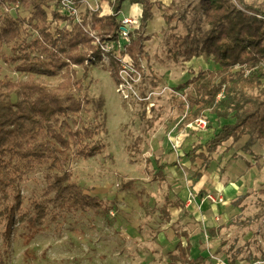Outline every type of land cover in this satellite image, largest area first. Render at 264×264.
Listing matches in <instances>:
<instances>
[{
  "label": "trees",
  "instance_id": "1",
  "mask_svg": "<svg viewBox=\"0 0 264 264\" xmlns=\"http://www.w3.org/2000/svg\"><path fill=\"white\" fill-rule=\"evenodd\" d=\"M101 1L109 2L112 13L85 8L74 16L60 11L63 0H0V61L14 64L25 76L3 75L0 65V243L6 249L24 223L40 229L50 217L63 213L110 212L111 204L87 193L71 170L74 161L95 157L106 146L101 138L106 132L104 101L89 97L84 82L94 65L104 60L111 63L118 81L126 58L134 73L141 71L146 43L152 39L146 29L155 7L163 10L168 26V58L186 63L204 56L216 66L199 70L177 87L193 89L182 106L191 110L184 120H206V112L218 120H234L206 143L195 144L184 158H199L207 169L210 156L230 141L236 144L247 137L241 150L250 155L252 148L264 143V5L198 0L188 17L189 10L176 0L168 6L160 0H130L141 5L142 14L139 27L129 30L125 41L119 15L126 0ZM75 3L83 5L82 0ZM51 4L55 9L49 12ZM178 24L183 31L177 32ZM98 26L104 28L102 33L95 31ZM48 78L59 82L52 84ZM92 111L93 126L83 119V113ZM168 167L158 166L161 184L167 180ZM37 174L43 175L45 188L28 199L25 208L22 183ZM166 206L168 212L184 203L167 199ZM205 232L210 238L216 235L215 228ZM186 240V247L178 244V251L170 255L171 263L207 264L210 256L190 257L191 243Z\"/></svg>",
  "mask_w": 264,
  "mask_h": 264
},
{
  "label": "rangeland",
  "instance_id": "2",
  "mask_svg": "<svg viewBox=\"0 0 264 264\" xmlns=\"http://www.w3.org/2000/svg\"><path fill=\"white\" fill-rule=\"evenodd\" d=\"M160 1L168 6L172 0ZM197 1L176 0V4L189 10L186 13L191 17L190 6ZM249 2L264 5V0ZM97 4L102 14L107 7L111 9L109 2ZM54 9L51 4L48 11ZM21 13L28 11L23 8ZM162 15L163 10L155 7L146 29L152 39L146 43L141 71L134 73L126 58L127 71L122 75L129 85L121 86L108 60L94 65L84 82L89 97L104 101L106 132L101 138L106 146L95 157L74 161L71 170L87 193L111 204L110 212L63 213L57 219L50 217L40 229L24 223L9 249L0 243V264H172L170 255L178 251V244L187 246L186 238L191 243L190 257L210 256L208 264H264V143L252 148L254 155L247 154L248 163L236 153L227 157L229 149L231 153L239 151L245 137L236 144L226 143L212 154L207 169L199 158L184 159L178 167L165 170V183L156 178L159 164L178 160V155L191 151L196 143H206L223 123L208 112L204 128L184 120L191 110L182 106L193 89L177 87L199 70L216 66L204 56L186 63L168 58V26ZM140 19L128 23V30L137 29ZM103 30L101 26L95 29L97 33ZM183 30L178 24L177 32ZM0 65L3 75L25 77L14 64L0 61ZM82 74L79 70L78 76ZM48 79L52 84L59 82L58 78ZM83 119L86 124H96L93 111L83 113ZM229 122L233 119L224 124ZM183 133L191 136L184 151L176 142ZM205 174L208 178L201 184ZM231 187L235 191L226 198L224 192ZM44 188L42 174L26 179L22 183L24 207ZM208 195L223 196L225 202L211 205ZM167 199H184L185 203L192 199L193 203L189 208L171 206L165 212ZM208 204L215 209L213 217L208 215L211 225H222L212 238L203 223L205 212L210 210Z\"/></svg>",
  "mask_w": 264,
  "mask_h": 264
},
{
  "label": "crops",
  "instance_id": "3",
  "mask_svg": "<svg viewBox=\"0 0 264 264\" xmlns=\"http://www.w3.org/2000/svg\"><path fill=\"white\" fill-rule=\"evenodd\" d=\"M127 2L129 3V4H131V2H130V0H127ZM85 8H81V11L82 10H84ZM109 12L110 13H112V10L109 8ZM110 13H108V14H110ZM107 14V13H106ZM211 116H213L214 117V119H216V120H218L217 118H216V116L215 115H212V114H210ZM218 121H221V122H223L222 124H221V126L224 124V122H225V120H218ZM233 122H234V120H233ZM220 126V127H221ZM214 136H212L211 138H213ZM191 138V136L188 134V133H183V135H180V136H178V138L176 139V142H177V145H179L180 147H181V150L182 151H184L185 149H184V147H186V143H187V141L189 140ZM210 138V139H211ZM210 139H208V140H210ZM207 140V141H208ZM206 141V142H207ZM246 142V141H245ZM197 144V143H196ZM202 144V143H201ZM245 143H242L241 145H244ZM226 150H228V148H226ZM188 153V152H187ZM237 154V156H238V158L239 159H243L246 163H248V162H251L247 157L249 156V155H247L246 153H244L242 150H241V148L239 149V151H235L234 153H231V151H230V149H229V151H227V154H230V155H228L227 157H229V158H231L232 156H234V154ZM186 153H183V155H178L179 156V158H177L178 160H174V161H172L171 163H167V162H164V163H167L168 165H169V167L166 169V170H168L169 168H171V167H178V165H179V162L181 161V160H184V159H188V158H184V155H185ZM227 154H225V156L227 155ZM180 156H182V157H180ZM189 160H191V159H189ZM191 161H194V160H191ZM176 163V164H175ZM207 178H208V175H203L202 176V182H201V184H203L204 182H206V180H207ZM233 191H235V189L233 188V187H231V188H229V190L227 191V192H224V195H225V197L226 198H229V196H231V192H233ZM199 192V191H198ZM200 193V192H199ZM198 193V194H199ZM197 194V195H198ZM201 196H203L202 195V193L200 194ZM229 195V196H228ZM218 197H221L222 199H223V201L222 202H213V203H211V201L209 202L211 205H216V206H221L224 202H225V198L223 197V196H218ZM179 200H181V199H179ZM184 200V199H183ZM183 200H181L183 203H185ZM186 200V199H185ZM189 202V199L188 200H186V203L184 204V206H186V208H189L190 206H191V204L193 203V201H192V203L191 204H189L188 203ZM232 204H234V206H238L237 204H235L234 202L232 203ZM207 207H209V209H210V206H209V204L207 205ZM213 210H215L214 208H212V209H210V210H207L206 212H205V214L204 215H206V218H205V221L203 222L204 223V226H205V231L207 230V229H209V228H215V230H216V235H217V229H219V227H221V226H219L218 228L217 227H214L213 225H211V217H209L208 215H211L212 217H213V215H212V213H213ZM215 235V236H216ZM214 236V237H215ZM187 241V240H186ZM185 247V246H184ZM221 247V249H222V246H220ZM220 249V250H221ZM192 250V248L190 247V251ZM190 251H189V253H190ZM210 262V260L208 261V263ZM207 263V264H208ZM221 264V263H220Z\"/></svg>",
  "mask_w": 264,
  "mask_h": 264
},
{
  "label": "built area",
  "instance_id": "4",
  "mask_svg": "<svg viewBox=\"0 0 264 264\" xmlns=\"http://www.w3.org/2000/svg\"><path fill=\"white\" fill-rule=\"evenodd\" d=\"M98 1H101V0H82V3L83 5L82 6H85L86 8H89L91 10H96L97 9V2ZM96 2V3H95ZM95 3V4H94ZM60 11L64 14H67V15H74V16H78L79 13L81 12V8H79L76 3H75V0H63V2L61 3V7H60ZM132 20H129L128 18H123L121 19V22H122V28H121V31H122V36H123V39L125 41H128V28L126 27V25L128 23H130ZM132 71H134L133 69H131ZM123 71H127V66L126 64L123 66V70L120 72V78H121V86H127L129 85V80L124 77L122 75V72ZM196 122L197 123V126L199 128H204L206 127L207 125V121L204 120V119H199L197 120ZM207 198L212 201V202H222L223 199L221 197H215V196H212V195H208ZM189 204L192 203V199H189Z\"/></svg>",
  "mask_w": 264,
  "mask_h": 264
},
{
  "label": "bare ground",
  "instance_id": "5",
  "mask_svg": "<svg viewBox=\"0 0 264 264\" xmlns=\"http://www.w3.org/2000/svg\"><path fill=\"white\" fill-rule=\"evenodd\" d=\"M106 13H109V8H106ZM142 14V7L139 4H129L128 2H126V4L124 5V11H122V13L120 14V16L122 18H128L129 20H137L138 17H140ZM119 16V17H120ZM136 22V21H135Z\"/></svg>",
  "mask_w": 264,
  "mask_h": 264
}]
</instances>
